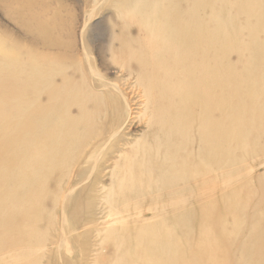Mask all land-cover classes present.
I'll use <instances>...</instances> for the list:
<instances>
[{
    "label": "bare ground",
    "instance_id": "6f19581e",
    "mask_svg": "<svg viewBox=\"0 0 264 264\" xmlns=\"http://www.w3.org/2000/svg\"><path fill=\"white\" fill-rule=\"evenodd\" d=\"M89 1L86 18L110 8L121 21L124 41L116 51L110 42L107 50L110 61L125 67L128 75L131 65L136 69L135 84L144 97L137 104L144 108L132 112L127 84L108 80L95 64L84 41L88 23L82 24L80 56L76 47L71 49L79 61L71 70L70 65L41 56L29 74L14 54L0 48V77L6 76L13 87L5 102L0 99V231L5 233V249L13 245L0 255V264H41L49 257L54 264H88L90 240L82 236L91 231H103L96 238L100 247L113 249L110 264H133L137 256L140 261L139 250L150 262L148 254L162 257L164 250L175 251L178 243L169 241L170 235L159 227H146L144 211L153 218L182 212L184 220L177 224L181 222L186 232L197 210L208 211L215 194L252 173V164L243 171L227 168L214 186L212 169L206 168L213 158L224 155H216V146L231 143L233 135L226 131L230 122L237 119L246 135L261 127L254 119L257 113H247L246 103L232 99L228 60L220 64L216 60L231 48L247 50L240 48L243 40L237 33L231 36L242 0H231L232 13L218 19L217 0ZM205 8L209 13L203 19ZM262 18L257 17L256 24ZM253 24L247 29L252 43L246 55L249 74L256 68L255 54L264 50ZM249 77L251 81L255 75ZM256 95L264 103V88ZM152 106L146 121L153 129L151 141H135L124 153L129 143L123 131L132 113L139 117ZM195 159L206 167L194 166ZM107 168L110 182L105 185L101 179ZM83 192L105 199L113 210L106 221L91 220L81 227L73 220L81 203L74 212L72 202ZM134 223L141 231L137 245L130 240ZM13 236L18 242L10 240ZM207 236L206 240L213 239ZM89 263L101 264L98 258Z\"/></svg>",
    "mask_w": 264,
    "mask_h": 264
},
{
    "label": "rangeland",
    "instance_id": "374dc122",
    "mask_svg": "<svg viewBox=\"0 0 264 264\" xmlns=\"http://www.w3.org/2000/svg\"><path fill=\"white\" fill-rule=\"evenodd\" d=\"M216 3L218 11H216L215 17L217 19L227 11L232 13L231 0H217ZM90 5L92 3L89 0H0L1 51H5V54H14L20 62L26 65L24 67L29 74L35 72V66L41 56L48 61L54 60V62L70 65L69 70H71L72 64L79 62L71 49L76 47L78 57L80 56L79 51L82 53L83 42L82 24L88 23L84 32V41L92 52L95 64L107 76L108 80L120 83V85L127 84L126 91L129 92L130 99H132L130 103L132 112H137L138 109L144 108V105L137 104L142 99L144 100V97H140L142 96L141 86L138 85V87L135 84L136 69L131 65V74L128 75L125 67L121 69L118 64H113L110 61V54L107 50L110 42H113L112 49L116 51L119 42L124 41L123 25L110 8L102 10L101 13L95 12L94 17L86 18L85 10L90 9ZM236 8L238 11L235 13L237 17L236 31L232 32L231 36L234 37L237 33V36L243 40L240 48L247 50L231 48L228 55L218 56L216 60L219 64L228 60L232 69V77L229 82L231 90L234 91L232 99L246 103L247 113H257L254 119L259 122L258 126L261 127L258 132L253 131L252 135H246L248 132L246 127L239 126L238 120L235 119L226 127V131L233 135L231 143L227 146L225 144L223 147L216 146V155L224 153L222 158L218 156L213 158L212 163L207 164L210 167H206L204 163H201L200 166V162L195 159L194 166L212 169L211 184L214 183V186L216 183L219 185L222 172L227 168V170L231 168V172L235 169L243 171L246 165L252 164V173L242 177L239 184L215 194L208 204V211L197 210L189 224L190 228L186 232L181 222L177 224L180 220H184L182 212L169 211L168 215L164 217L153 218L150 211H144L143 218H146L144 225L150 228L159 227L162 233L170 235L169 241L177 240L178 247L172 252L164 250L167 254L163 253L162 257L157 252L152 253L151 257L148 254L150 262H145L143 251L137 250L138 255L142 254V256H140V261L139 256L133 258V264H264V107H262L264 103L261 104L263 101L256 95L258 88H264V50H258L255 54L256 68L253 69V74L246 72V55L252 44L251 39H248L247 29L252 22L258 30L259 40L264 43V0H242V4H238ZM239 8L240 10H238ZM208 13V8L202 10L201 18L206 19ZM259 16L263 18L256 24V19ZM115 20L118 21V24ZM133 34H135L134 29ZM124 56H121L120 59ZM80 62L84 63V59ZM249 75H255V78L250 81ZM57 82L60 83V79ZM12 89L9 82H6V76L1 75L0 99L2 98L5 102L6 98L10 97ZM28 91L30 92V90ZM235 91L239 92L238 97L235 96ZM31 97L33 96L31 95ZM153 108L152 106L149 110L146 109L144 114L139 117L136 113H132L133 117L127 122L123 131L126 133L123 139L129 143L123 147L124 153L129 151L130 145L135 141L140 142L147 139L151 141L153 129L148 126L146 121L150 118ZM72 112H75L74 108H72ZM110 163L112 162L103 166L111 165ZM108 169L103 171L107 174L103 175L101 179L105 185L110 182L108 175L110 169ZM82 185L84 186V184ZM83 193L72 202L73 206L81 203L79 209L76 206L72 207L74 212L76 209L79 211L74 213V215L78 214V217H74L73 220L81 227L82 223L91 220H96V223L106 221L109 211L113 210H110L105 204V199L88 192ZM145 204L147 203L145 202ZM119 205L120 203L117 204V206ZM139 227V223H134L130 227V240L135 245L140 241ZM97 233L102 234L103 231H91L82 236L88 237L87 239L90 240L87 244L88 264L94 258H98L101 264H110L115 257L114 251L111 247L102 248L99 246L98 236L96 238ZM208 234L213 236L212 240V236H210L211 241L206 240ZM15 238L13 236L10 240H15ZM25 243L27 244V242ZM12 248L13 245H8L5 249V233L0 231V255ZM41 264H54V260L52 257L45 258ZM67 264H71V262Z\"/></svg>",
    "mask_w": 264,
    "mask_h": 264
}]
</instances>
